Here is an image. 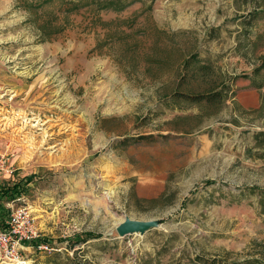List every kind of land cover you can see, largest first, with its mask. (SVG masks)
Segmentation results:
<instances>
[{"label": "rangeland", "instance_id": "374dc122", "mask_svg": "<svg viewBox=\"0 0 264 264\" xmlns=\"http://www.w3.org/2000/svg\"><path fill=\"white\" fill-rule=\"evenodd\" d=\"M262 130L264 0H0V182L35 174L4 204L53 246L29 264H259Z\"/></svg>", "mask_w": 264, "mask_h": 264}, {"label": "built area", "instance_id": "2783aa9c", "mask_svg": "<svg viewBox=\"0 0 264 264\" xmlns=\"http://www.w3.org/2000/svg\"><path fill=\"white\" fill-rule=\"evenodd\" d=\"M13 167L0 153V172L11 174ZM32 211L25 205L12 207L0 223V264H29L28 252L50 250L53 246L42 239Z\"/></svg>", "mask_w": 264, "mask_h": 264}, {"label": "trees", "instance_id": "16d2710c", "mask_svg": "<svg viewBox=\"0 0 264 264\" xmlns=\"http://www.w3.org/2000/svg\"><path fill=\"white\" fill-rule=\"evenodd\" d=\"M109 1H111V0H109ZM248 13H249V19H252L254 17V15L257 13V10H250ZM189 61H190V58L187 57L184 60L183 64L188 65ZM261 66L262 65H260V67ZM195 67L197 69L208 68L209 65L200 64L199 66H195ZM225 89H227V86H224L223 82H220V86H218V85L208 86L207 92H199V93H195V94H184V95H187L188 98H190L191 100H194V101H201L203 99H205L207 101H215L216 100L220 104L223 102L224 98L226 97V92H224ZM262 133H264V130H262ZM34 177H35L34 173H29V174H26L24 176L19 177L17 180H14L12 182H8V183H1L0 182V223H2V221L7 216L8 212L10 210L8 207L5 206L4 201L11 200V199L19 196L23 192H25V190L27 188V183L30 182L31 180H33ZM254 187L256 188V186H252V188H254ZM41 238L47 240L46 237L43 235L41 236ZM255 261H257L259 264H264V261L262 259H255ZM196 263L242 264V263L237 262V261L228 262L226 260L224 261V260L217 259V258H212L209 260L208 258H203V257L198 259L196 261Z\"/></svg>", "mask_w": 264, "mask_h": 264}, {"label": "water", "instance_id": "95a60500", "mask_svg": "<svg viewBox=\"0 0 264 264\" xmlns=\"http://www.w3.org/2000/svg\"><path fill=\"white\" fill-rule=\"evenodd\" d=\"M157 219H137L125 217L123 220L116 223L113 227L117 230V236H122L131 232H144L157 225Z\"/></svg>", "mask_w": 264, "mask_h": 264}, {"label": "bare ground", "instance_id": "6f19581e", "mask_svg": "<svg viewBox=\"0 0 264 264\" xmlns=\"http://www.w3.org/2000/svg\"><path fill=\"white\" fill-rule=\"evenodd\" d=\"M10 120V119H9ZM11 121V120H10Z\"/></svg>", "mask_w": 264, "mask_h": 264}]
</instances>
